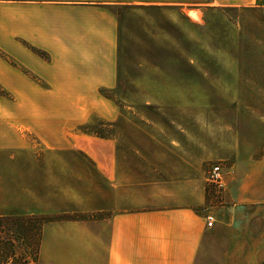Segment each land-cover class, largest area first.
I'll use <instances>...</instances> for the list:
<instances>
[{
  "label": "rangeland",
  "instance_id": "obj_1",
  "mask_svg": "<svg viewBox=\"0 0 264 264\" xmlns=\"http://www.w3.org/2000/svg\"><path fill=\"white\" fill-rule=\"evenodd\" d=\"M252 5L210 12L192 0H0V60L48 84L24 95L0 84L4 142L68 159L83 152L90 186L114 155L145 188L157 180L163 201L191 183L197 197L204 180L220 202L225 175L241 179L247 196L263 190L264 4ZM214 165L221 187L207 177ZM46 218H0V264H34Z\"/></svg>",
  "mask_w": 264,
  "mask_h": 264
},
{
  "label": "crops",
  "instance_id": "obj_2",
  "mask_svg": "<svg viewBox=\"0 0 264 264\" xmlns=\"http://www.w3.org/2000/svg\"><path fill=\"white\" fill-rule=\"evenodd\" d=\"M192 1L202 6L199 9L218 12L252 7L256 0ZM21 49L14 45L10 50L21 59ZM21 63L33 70L30 62ZM5 70L10 75L4 79ZM22 72L0 60V84L10 88L11 94H35L48 88L45 83L37 86ZM97 77L88 76L92 81ZM101 79L106 84L107 79ZM46 81L59 89L62 85ZM13 134L16 139L17 133ZM3 137L1 131L0 218L47 217L34 264H260L264 259V189L247 196L241 179L225 175L227 185L220 202H213L204 180L197 185V197L191 183L180 195L163 201L157 180L145 188L147 179L121 168L114 155L106 177L90 186L80 164L83 152H72L74 157L68 159L64 150L36 152L24 140L18 144L17 138L12 144ZM260 172L264 175V166ZM208 212L215 219L209 228ZM82 213L88 216L73 217Z\"/></svg>",
  "mask_w": 264,
  "mask_h": 264
},
{
  "label": "built area",
  "instance_id": "obj_3",
  "mask_svg": "<svg viewBox=\"0 0 264 264\" xmlns=\"http://www.w3.org/2000/svg\"><path fill=\"white\" fill-rule=\"evenodd\" d=\"M207 177L211 183L216 184L218 187L222 186L220 167L218 165H214L209 169V171L207 172ZM212 223H213V217L211 215L207 216L206 224L210 226L212 225Z\"/></svg>",
  "mask_w": 264,
  "mask_h": 264
},
{
  "label": "trees",
  "instance_id": "obj_4",
  "mask_svg": "<svg viewBox=\"0 0 264 264\" xmlns=\"http://www.w3.org/2000/svg\"><path fill=\"white\" fill-rule=\"evenodd\" d=\"M258 3L259 4H264V0H260Z\"/></svg>",
  "mask_w": 264,
  "mask_h": 264
}]
</instances>
